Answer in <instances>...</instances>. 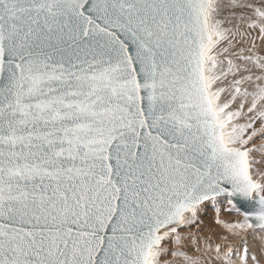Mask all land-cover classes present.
<instances>
[{"label": "snow or ice", "instance_id": "obj_1", "mask_svg": "<svg viewBox=\"0 0 264 264\" xmlns=\"http://www.w3.org/2000/svg\"><path fill=\"white\" fill-rule=\"evenodd\" d=\"M0 264H264V0H0Z\"/></svg>", "mask_w": 264, "mask_h": 264}, {"label": "bare ground", "instance_id": "obj_2", "mask_svg": "<svg viewBox=\"0 0 264 264\" xmlns=\"http://www.w3.org/2000/svg\"><path fill=\"white\" fill-rule=\"evenodd\" d=\"M210 220V221H209ZM211 220H212V215L208 218V219H205V225H210L211 224ZM207 231V227L205 229Z\"/></svg>", "mask_w": 264, "mask_h": 264}, {"label": "rangeland", "instance_id": "obj_3", "mask_svg": "<svg viewBox=\"0 0 264 264\" xmlns=\"http://www.w3.org/2000/svg\"><path fill=\"white\" fill-rule=\"evenodd\" d=\"M212 215V213L211 212H209V215H208V217L207 218H205V219H208L210 216ZM210 221V220H209Z\"/></svg>", "mask_w": 264, "mask_h": 264}]
</instances>
